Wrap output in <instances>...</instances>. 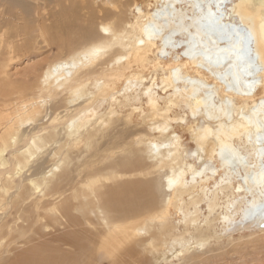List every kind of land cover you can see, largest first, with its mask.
Masks as SVG:
<instances>
[{"label":"bare ground","instance_id":"bare-ground-1","mask_svg":"<svg viewBox=\"0 0 264 264\" xmlns=\"http://www.w3.org/2000/svg\"><path fill=\"white\" fill-rule=\"evenodd\" d=\"M0 13L19 51L37 31L59 50L23 76L0 63V264H156L264 231V0Z\"/></svg>","mask_w":264,"mask_h":264},{"label":"rangeland","instance_id":"rangeland-1","mask_svg":"<svg viewBox=\"0 0 264 264\" xmlns=\"http://www.w3.org/2000/svg\"><path fill=\"white\" fill-rule=\"evenodd\" d=\"M138 4L141 3L138 2ZM7 16V14L0 16V25H2L0 26V29L2 28L0 32L4 35V37H2V40L0 41V63H9L7 68L10 70L8 71L14 73V76H16V74L20 75L22 73H29L31 72V70H34L38 66L43 64V66H46L48 63H50V61L58 57V48L48 46L43 38H41L42 35H40L39 31H37L36 35L34 34L32 39L30 40L29 44L31 45V47L28 48V51H19L18 44H22L23 39L21 37H12L9 34L6 35V29H3L8 27H4L5 23L2 22V20L4 21V18ZM129 17L131 19V15H129ZM10 30L12 31V29ZM33 38H35V40ZM10 43L14 46L13 51H11V48L9 47ZM8 49L11 51V55L7 54V52H9ZM15 49L16 51L15 53H13ZM7 55L9 57L13 56V59L9 60V57H7ZM147 76L149 75H146V77ZM158 77L160 78L159 74ZM13 78L20 79L17 77ZM182 112L183 111L180 108L176 109V113L182 114ZM174 126L176 132L181 136L183 145H185L186 147H193L194 144L190 139L191 132H189L188 130L189 123H181L180 125L174 123ZM47 156L48 155L46 154L44 157L45 161L48 160ZM48 165L49 162H46L45 166ZM156 173L158 172L156 171L149 177H159L161 181L164 180V177L162 176L164 172H161L160 174ZM174 218H177L176 214L174 215ZM258 230V227H254L252 229H243L234 232L231 237L225 236L222 239L213 240L211 247L207 248L208 251H206L205 248H198L197 252L193 251L191 252V254L188 253L186 255L187 258L185 259L188 260L172 256L167 261L162 260L161 262H158L156 264H264V231ZM249 234H251L252 236ZM192 254L193 256H191ZM131 264H155V262L152 263L150 259L149 261H146L144 263L135 262Z\"/></svg>","mask_w":264,"mask_h":264}]
</instances>
